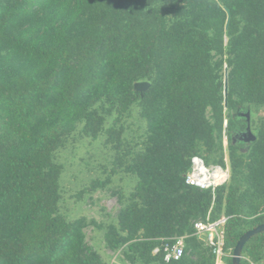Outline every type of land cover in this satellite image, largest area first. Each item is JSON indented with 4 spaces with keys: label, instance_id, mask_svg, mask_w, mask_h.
Here are the masks:
<instances>
[{
    "label": "trees",
    "instance_id": "16d2710c",
    "mask_svg": "<svg viewBox=\"0 0 264 264\" xmlns=\"http://www.w3.org/2000/svg\"><path fill=\"white\" fill-rule=\"evenodd\" d=\"M260 109L264 0H0V264H103L84 232L101 226L59 212L56 155L77 132L105 137L115 152L111 174L78 200L119 172L137 179L128 198L118 194L109 250L129 264H215L194 225L226 218L232 264L240 239L264 225ZM136 115L145 122L138 148L125 136ZM248 125L255 140L234 143ZM225 138L228 182L187 184L195 158L226 168ZM179 238L183 257L165 261ZM262 262L264 232L241 256Z\"/></svg>",
    "mask_w": 264,
    "mask_h": 264
},
{
    "label": "rangeland",
    "instance_id": "374dc122",
    "mask_svg": "<svg viewBox=\"0 0 264 264\" xmlns=\"http://www.w3.org/2000/svg\"><path fill=\"white\" fill-rule=\"evenodd\" d=\"M258 116L264 117V109H260ZM128 125L126 139L138 148L143 137L145 122L136 115ZM233 140L234 143L244 142L243 138L238 135H234ZM224 151L227 163L225 169L230 178L226 138L224 139ZM114 154L115 152L110 147L105 146V137L92 141L80 137L78 132L69 140L65 148L58 151L57 161L64 167L59 212L68 220L85 218L88 223L95 222L101 226L102 229H98L97 226L91 224L84 232L86 242L100 254L103 264H129L124 258L122 249L118 251L108 249L105 243V233L108 226L118 223V215L124 205L120 202L118 194L123 193L128 198L137 179L119 172L112 177L111 184L106 189L98 190L90 195L86 194L80 200L77 199L78 193L89 186L91 181L106 180L111 174L114 168Z\"/></svg>",
    "mask_w": 264,
    "mask_h": 264
},
{
    "label": "built area",
    "instance_id": "2783aa9c",
    "mask_svg": "<svg viewBox=\"0 0 264 264\" xmlns=\"http://www.w3.org/2000/svg\"><path fill=\"white\" fill-rule=\"evenodd\" d=\"M229 180L228 172L225 168L218 166L207 167L204 162L199 159H193L191 172L186 177L187 184L196 186L204 190H215L217 187L224 185ZM226 218H221L217 222H196L194 225L196 236L205 243L215 256V264H225L227 254L223 250L224 231L223 227ZM158 250H155L157 253ZM165 261H178L185 253V240L179 238L172 245L164 248Z\"/></svg>",
    "mask_w": 264,
    "mask_h": 264
},
{
    "label": "water",
    "instance_id": "95a60500",
    "mask_svg": "<svg viewBox=\"0 0 264 264\" xmlns=\"http://www.w3.org/2000/svg\"><path fill=\"white\" fill-rule=\"evenodd\" d=\"M149 88L148 83H139L136 85V89L145 91ZM227 71L225 75V106H227ZM248 122L250 120V114H247ZM227 127V123L225 124ZM255 140V136L252 134L250 125H248L247 131L243 134V141L249 143ZM264 232V225L256 228L255 230L247 232L238 242L236 249L234 250V254L232 257V264H241V256L244 249L245 244L255 235Z\"/></svg>",
    "mask_w": 264,
    "mask_h": 264
},
{
    "label": "flooded vegetation",
    "instance_id": "af4514ba",
    "mask_svg": "<svg viewBox=\"0 0 264 264\" xmlns=\"http://www.w3.org/2000/svg\"><path fill=\"white\" fill-rule=\"evenodd\" d=\"M245 133V132H244ZM244 133H237L236 135H238L240 138H243V134Z\"/></svg>",
    "mask_w": 264,
    "mask_h": 264
}]
</instances>
